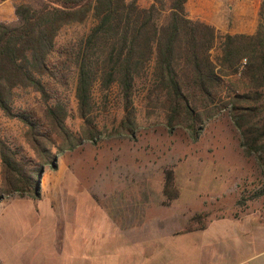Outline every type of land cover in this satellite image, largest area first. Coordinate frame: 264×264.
Instances as JSON below:
<instances>
[{
  "label": "trees",
  "instance_id": "16d2710c",
  "mask_svg": "<svg viewBox=\"0 0 264 264\" xmlns=\"http://www.w3.org/2000/svg\"><path fill=\"white\" fill-rule=\"evenodd\" d=\"M186 2L153 0L142 7L138 0H31L14 8L15 25L0 22V113L23 124L30 145L42 156L41 164H32L0 136V199H38L42 168L57 167L34 119L15 112L22 93L38 97L51 133L63 140L59 152L101 135L96 94L108 104L115 96L122 114L116 135L132 136L139 116L146 114V119L159 118L169 132L181 128L197 141L203 124L228 110L244 155L255 157L264 177V0L253 35H221L189 19ZM88 22L85 33L58 47L63 31ZM65 63L72 70L77 116L84 125L76 139L66 125L68 99L55 88L66 85ZM163 179L166 201L178 199L174 172L164 170ZM262 196L264 186L249 199ZM205 217L193 216L190 222L199 226L182 232L204 230Z\"/></svg>",
  "mask_w": 264,
  "mask_h": 264
},
{
  "label": "rangeland",
  "instance_id": "374dc122",
  "mask_svg": "<svg viewBox=\"0 0 264 264\" xmlns=\"http://www.w3.org/2000/svg\"><path fill=\"white\" fill-rule=\"evenodd\" d=\"M30 1H0V22L15 25L14 8ZM152 1L138 3L147 7ZM89 26L90 22L63 31L58 47L85 33ZM62 69L66 85L55 88L68 99L66 125L76 139L83 135L84 125L77 116L72 70L67 64ZM114 97L108 104L96 94L95 115L101 135L60 152L63 140L51 133L38 97L25 93L17 97L15 112L34 119L48 138L45 148L57 167L42 168L38 199L18 195L0 199V264H62L64 259L56 249L62 253L65 232L99 231L105 216L117 218L130 209L161 218L158 220L180 216L183 229L198 227L190 219L202 214H206L204 226L223 218L241 220L242 226L264 222V196L249 199L264 186V177L255 157L244 155L228 110L203 124L197 141L181 128L169 132L159 118L146 119V114L139 116V127L132 136L116 135L114 129L122 114ZM152 122L157 123L150 125ZM26 133L17 119L0 113L1 138L16 146L32 164H41L42 156L30 145ZM166 169L174 172L179 190V198L171 202L162 194ZM1 172L0 164V183ZM219 228L223 230V224ZM111 229L108 225L107 231ZM252 233L258 243L247 257L264 246V229Z\"/></svg>",
  "mask_w": 264,
  "mask_h": 264
},
{
  "label": "crops",
  "instance_id": "0c3cea01",
  "mask_svg": "<svg viewBox=\"0 0 264 264\" xmlns=\"http://www.w3.org/2000/svg\"><path fill=\"white\" fill-rule=\"evenodd\" d=\"M260 3L187 0L185 9L189 19L211 25L221 35H253ZM158 219L131 209L117 218L105 216L99 231L65 232L62 253L56 249V254L62 255V264H264V246L247 257L258 243L252 232L264 229V222L242 226L241 220L223 218L209 222L204 230L183 233L180 216Z\"/></svg>",
  "mask_w": 264,
  "mask_h": 264
}]
</instances>
